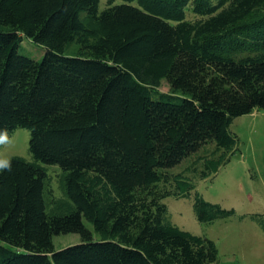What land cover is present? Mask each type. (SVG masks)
<instances>
[{
  "label": "trees",
  "instance_id": "16d2710c",
  "mask_svg": "<svg viewBox=\"0 0 264 264\" xmlns=\"http://www.w3.org/2000/svg\"><path fill=\"white\" fill-rule=\"evenodd\" d=\"M255 109L264 0H0V132H31V159L0 170V264L218 262L164 199L217 173L238 149L234 119ZM47 165L64 171L59 197ZM193 206L201 222L236 213L199 192ZM62 233L81 241L56 249Z\"/></svg>",
  "mask_w": 264,
  "mask_h": 264
},
{
  "label": "rangeland",
  "instance_id": "374dc122",
  "mask_svg": "<svg viewBox=\"0 0 264 264\" xmlns=\"http://www.w3.org/2000/svg\"><path fill=\"white\" fill-rule=\"evenodd\" d=\"M124 0H114L123 3ZM136 4V1L133 2ZM109 5V0H100V9ZM20 51L35 59H41L46 49L29 38H24ZM162 91L170 87L163 80ZM238 136V149L217 173L207 178H198L197 187L190 196H169L171 220L181 228L213 239L219 248V260L210 264H264V228L251 215L264 213V110L238 116L231 125ZM31 132L18 128L6 142L0 143V157L21 155L31 159L29 151ZM215 145V144H212ZM184 162L176 166L180 170ZM51 188L55 196L63 195L61 176L64 171L58 165H47ZM201 193L208 201L220 203L225 208H234L236 213L218 218L213 222H201L194 211L195 193ZM88 226L90 224L87 222ZM79 233H62L54 236L56 249L79 243Z\"/></svg>",
  "mask_w": 264,
  "mask_h": 264
},
{
  "label": "clouds",
  "instance_id": "9594fccd",
  "mask_svg": "<svg viewBox=\"0 0 264 264\" xmlns=\"http://www.w3.org/2000/svg\"><path fill=\"white\" fill-rule=\"evenodd\" d=\"M8 140L6 131L0 132V143ZM12 160L10 157H0V170H11Z\"/></svg>",
  "mask_w": 264,
  "mask_h": 264
}]
</instances>
